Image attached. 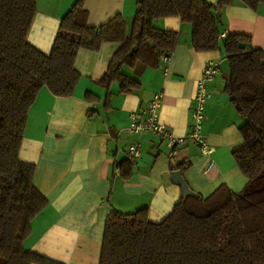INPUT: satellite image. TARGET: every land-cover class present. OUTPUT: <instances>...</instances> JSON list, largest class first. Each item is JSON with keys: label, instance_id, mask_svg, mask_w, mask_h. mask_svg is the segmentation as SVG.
Masks as SVG:
<instances>
[{"label": "crops", "instance_id": "obj_1", "mask_svg": "<svg viewBox=\"0 0 264 264\" xmlns=\"http://www.w3.org/2000/svg\"><path fill=\"white\" fill-rule=\"evenodd\" d=\"M77 0H36V13L27 40L48 54L60 20ZM214 6L219 36H250V46L264 53L263 8L255 11L239 0ZM137 0H83L86 22L104 24L120 15L129 34ZM154 24L177 32L168 61L152 68L123 65L121 71L138 82L127 93L118 83L112 97L97 84L120 42H103L97 50L80 48L74 66L80 78L70 96H56L42 86L27 114L18 157L34 165L33 184L46 198V206L30 222L23 248L57 264H99L106 219L115 210L134 212L146 207L148 220L161 222L180 199L190 194H210L220 184L239 192L246 178L232 152L243 138L244 119L222 91L229 66L222 50L197 51L191 44V25L178 16L160 18ZM219 63L216 79L208 84L211 98L204 108L202 133L211 147L203 155L190 140L173 157L158 136L127 132L129 114L147 105L156 91L163 97L158 120L174 135L186 136L195 105L196 80L208 60ZM139 139L141 155L121 176L116 164L125 160L128 145ZM212 160V165L208 167ZM184 167L181 171L178 168ZM126 168V167H125Z\"/></svg>", "mask_w": 264, "mask_h": 264}, {"label": "trees", "instance_id": "obj_2", "mask_svg": "<svg viewBox=\"0 0 264 264\" xmlns=\"http://www.w3.org/2000/svg\"><path fill=\"white\" fill-rule=\"evenodd\" d=\"M234 1L218 0L217 8ZM239 1L264 14V0ZM35 13L36 0H0V264H57L22 245L47 203L33 184L34 165L18 157L38 90L46 86L56 96L72 95L80 78L74 66L78 50L112 41L120 46L97 84L106 91V104L112 83L122 93L131 91L138 82L121 71L123 65L158 68L174 49L177 32L154 24L168 16L191 25L195 50H222L227 59L222 91L244 119L243 143L232 156L246 183L239 192L220 184L206 196L186 195L159 223L148 220L146 207L114 210L105 222L99 264H264V53L250 46V36L220 37L207 0H137L129 34L120 15L88 25L83 0H77L45 54L27 40ZM119 165L124 177L132 164Z\"/></svg>", "mask_w": 264, "mask_h": 264}, {"label": "built area", "instance_id": "obj_3", "mask_svg": "<svg viewBox=\"0 0 264 264\" xmlns=\"http://www.w3.org/2000/svg\"><path fill=\"white\" fill-rule=\"evenodd\" d=\"M169 55H164L162 60L168 61ZM219 63L215 60H208L205 63L201 76L196 80V90L194 95L195 105L190 114L191 127L186 136L174 135L164 124L158 120V108L162 101V91H156L147 105L131 111L129 114V125L127 132L140 136L143 133L151 132L158 136L167 148V154L173 157L177 148L183 146L187 140H190L198 146L203 155H210L211 147L202 133V122L205 118L204 108L206 102L211 98V91L208 84L213 82L219 73ZM141 155V144L139 139L131 142L125 151V160L130 164H136ZM212 165L209 162L206 171ZM120 170L119 163L116 164V171Z\"/></svg>", "mask_w": 264, "mask_h": 264}]
</instances>
